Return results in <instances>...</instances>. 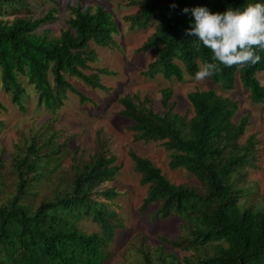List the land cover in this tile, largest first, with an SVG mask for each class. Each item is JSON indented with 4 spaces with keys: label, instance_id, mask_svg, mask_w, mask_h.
Instances as JSON below:
<instances>
[{
    "label": "trees",
    "instance_id": "16d2710c",
    "mask_svg": "<svg viewBox=\"0 0 264 264\" xmlns=\"http://www.w3.org/2000/svg\"><path fill=\"white\" fill-rule=\"evenodd\" d=\"M130 2L139 5L126 16L132 26L145 27L156 19L153 32L136 49L154 50L143 74L180 82L183 71L195 77L199 62H213L210 49L200 44L196 50L198 37L187 34L195 20L183 9L243 11L264 0ZM42 5L49 6L47 11L40 12ZM68 8L65 26L55 35L45 26L56 19L59 0H0V86L25 110V81L36 92L37 106L51 114L39 125L31 122L6 154L0 150V264H107L110 244L123 226L120 213L111 207L119 193L103 187L120 170L107 137L98 130L87 153L70 148V136L55 127L69 94L80 103L91 100L72 80L108 91L101 78L114 71L92 64L98 47L116 46L117 30L102 5L84 8L75 3ZM255 51L259 63L221 66L210 79L227 89L238 76L252 101L263 102L264 85L257 74L264 71V51ZM172 93L162 88L158 104L147 95L118 99L119 114L129 120L134 139L160 142L169 152L168 166L184 168L198 181L197 186L174 184L149 158L128 150L140 184L147 187L139 214L156 205L147 214L151 222L174 215L180 233L159 236L157 246L147 235H135L127 264H264V195L252 199L256 191L247 180V170L257 159L256 139L246 134L248 116L234 120L238 102L212 88L188 92L192 115L181 114ZM164 246L187 254L179 257Z\"/></svg>",
    "mask_w": 264,
    "mask_h": 264
},
{
    "label": "rangeland",
    "instance_id": "374dc122",
    "mask_svg": "<svg viewBox=\"0 0 264 264\" xmlns=\"http://www.w3.org/2000/svg\"><path fill=\"white\" fill-rule=\"evenodd\" d=\"M133 0H59L60 9L56 19L45 27L53 34H57L61 27H64V20L69 15L68 5L75 3L85 7L94 8L95 5L104 6L111 15L117 32L114 33L116 46L98 47L97 59L93 67H107L114 71V74L103 75L102 83L108 87V91L86 86L80 80H72L77 89L82 91L91 100L80 103L78 97L69 94L57 115L58 121L55 127L62 129L64 136H70L68 146L70 148H84L91 153L95 143L97 131H101L107 137L109 149L115 156V162L120 170L111 182L103 187H114L119 195L113 199L111 207L120 213L123 226L116 230V237L110 244V257L107 264H127L126 256L132 239L135 235L143 233L152 246L160 244L159 236L174 238L179 233V220L171 215L166 219L151 222L147 217L156 205H150L143 214H139V206L146 195L147 187L140 184V174L134 169L128 150L132 149L138 155L149 158L158 166L166 177L174 184L189 183L198 185V181L184 168L172 169L168 166L169 152L160 142L135 140L132 132L128 129L129 120L119 114L122 108L119 104V97L124 94H138L140 97L149 96L156 104L161 97V89L169 87L172 89V98L177 101L176 111L181 114L188 112L192 115V108L187 99V93L199 89L212 88L224 96L236 100L239 109L234 117L237 120L239 115L246 114L249 118L246 134H253L257 142V159L254 168L247 170L249 186L253 187L256 195L252 198L258 201L264 195V101L255 103L250 97L248 89L238 76H236L233 87L225 89L220 83H214L210 78L197 82L194 77L184 72L182 81L167 80L161 75L148 77L143 72L147 69L149 57L154 53L150 50L137 53L140 47L153 32L156 19L150 20L145 27L132 26L126 16L134 14L139 5H132ZM48 5H42L40 12H45ZM38 10V11H39ZM199 66H202L199 62ZM257 78L264 85V71L257 74ZM23 85L28 88L29 94L24 97L25 110H21L11 102L9 93L3 91L0 86V102L4 109L0 110V120L3 126L0 127V150L6 154L18 140L19 133L27 131L29 124L39 125L46 121L51 114L43 107L36 104V92L24 81ZM26 129V130H24ZM62 140V139H61ZM104 200L103 198H100ZM90 230L94 226H88ZM167 251L176 253L179 257L187 254L178 249H171L164 246Z\"/></svg>",
    "mask_w": 264,
    "mask_h": 264
},
{
    "label": "clouds",
    "instance_id": "9594fccd",
    "mask_svg": "<svg viewBox=\"0 0 264 264\" xmlns=\"http://www.w3.org/2000/svg\"><path fill=\"white\" fill-rule=\"evenodd\" d=\"M172 7H176L173 5ZM195 23L187 34L198 37L200 44L210 49L213 62L204 63L195 73V81L203 82L222 71V67L255 65L264 51V3L249 4L243 11L229 8L223 13H212L206 7L185 8Z\"/></svg>",
    "mask_w": 264,
    "mask_h": 264
}]
</instances>
